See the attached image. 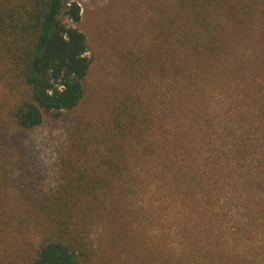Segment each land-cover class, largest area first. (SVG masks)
Returning a JSON list of instances; mask_svg holds the SVG:
<instances>
[{
	"label": "rangeland",
	"instance_id": "1",
	"mask_svg": "<svg viewBox=\"0 0 264 264\" xmlns=\"http://www.w3.org/2000/svg\"><path fill=\"white\" fill-rule=\"evenodd\" d=\"M66 1L91 59L75 108L19 130L24 86L0 56V264H30L47 222L36 207L71 177L100 178L121 141V175L78 196L95 207L81 232L93 259L264 264V19L217 12L203 61L177 0Z\"/></svg>",
	"mask_w": 264,
	"mask_h": 264
},
{
	"label": "trees",
	"instance_id": "2",
	"mask_svg": "<svg viewBox=\"0 0 264 264\" xmlns=\"http://www.w3.org/2000/svg\"><path fill=\"white\" fill-rule=\"evenodd\" d=\"M177 3L190 26L183 31V39L191 43L193 52L203 61L218 52L214 43L217 40L214 30L219 26L214 22L217 12L225 13L237 23L254 13L264 19V0H177ZM80 20L81 6L77 1L0 0V56L6 58L24 86V95L13 108L19 130L38 127L46 114L59 115L75 108L83 99L91 59L87 55L86 34L76 26ZM193 28L210 32L211 37L200 41L193 36ZM124 143L110 145V161L100 178L71 177L67 188L59 186L51 200L48 198L36 207L47 222L30 264H103L89 255L81 235L87 225L84 218L95 207L78 196L94 192L93 183H110L114 176L121 175L122 165L116 156Z\"/></svg>",
	"mask_w": 264,
	"mask_h": 264
}]
</instances>
